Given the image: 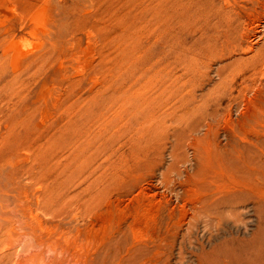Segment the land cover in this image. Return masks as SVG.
Here are the masks:
<instances>
[{"label": "rangeland", "instance_id": "374dc122", "mask_svg": "<svg viewBox=\"0 0 264 264\" xmlns=\"http://www.w3.org/2000/svg\"><path fill=\"white\" fill-rule=\"evenodd\" d=\"M167 3L0 0V156L10 153L11 165L28 166L30 151H37V183L21 196V222L6 225L0 264H13L19 248L26 264H200L202 251L212 259L213 248L223 244L233 264H264V238L250 244L264 230V180L238 206L235 227L210 243L200 227L179 253L188 220L173 191L182 180L180 158H193L196 137L210 153L202 152L204 158L212 156L215 141L264 145V88L225 97L221 103L231 109L218 108L212 72L192 95L198 103L206 99L209 110L187 111L179 72L170 75L165 63ZM131 71L134 90L149 95L138 93L148 108L135 128L157 117L163 131L128 142L118 104L122 75ZM151 111L153 120L143 117ZM108 118L116 119L119 133L100 150L89 148L95 128ZM187 126L197 133L190 135ZM223 171L211 165L226 184L235 178ZM182 188L194 193L188 184ZM3 197L0 191L1 224L16 215Z\"/></svg>", "mask_w": 264, "mask_h": 264}, {"label": "bare ground", "instance_id": "6f19581e", "mask_svg": "<svg viewBox=\"0 0 264 264\" xmlns=\"http://www.w3.org/2000/svg\"><path fill=\"white\" fill-rule=\"evenodd\" d=\"M165 22V63L167 62V68L169 63L172 66L170 75L179 72V94L187 111L199 114L198 111L209 110L206 99L199 100L198 103L192 95L204 82L209 81V74L212 72L218 79L215 85V93L219 97L218 108L228 107L221 103V99L225 97L244 98L252 91L264 88V0H168ZM133 75L134 71L124 72L122 75L126 86L120 92L118 104L122 128L130 133L127 136L128 142L136 136L143 137L146 133L159 134L163 131V121L157 117L147 128H135L139 112L148 108L147 98L139 100L138 93L147 97L149 95L144 91L134 90ZM210 96L211 92L208 94ZM153 103L151 102V107ZM141 106L144 107L140 108ZM151 113L152 117L147 113L143 117L153 120V111ZM186 128L190 135L197 133L194 126ZM95 129L89 145L95 151L109 142L113 132L119 133L114 118H108L105 125L98 124ZM210 133L211 129L206 135ZM202 140L196 137L191 147L193 158H180L179 163L183 168L176 173L182 180L179 182V189L173 191L176 199L182 202L181 209L188 218L178 241L180 254L185 241L194 237L200 227L208 243L224 236L230 225L235 227L239 216L238 206L264 180V145L252 147L229 140L225 143L215 141L210 151H214L212 156L204 158L201 156L202 152L208 151L201 148ZM30 154L33 163L20 167L10 164V153V156H0V191L4 194L2 202L16 208L14 217L8 215L5 222L0 223V244L6 239V225L21 222L17 211L21 209L19 206L22 194L37 183V151L32 149ZM211 165L220 167L225 174L230 173L235 178L231 177L232 180L226 184L223 175L211 172ZM236 177L242 182H237ZM248 179L250 181L245 182ZM25 180L29 181L28 184ZM237 183L242 187L237 186ZM185 184L189 185L190 190L193 187L194 193L188 194L190 191L182 188ZM37 197L36 193L31 195L33 202L30 209L34 212L38 209ZM33 219H37L36 214ZM263 238L264 230L252 238L250 244L259 246ZM15 240V244L20 246L21 236ZM32 249L31 256L36 250L34 244ZM19 252L22 254L21 248ZM19 252L16 253L13 264H26L23 254L20 255ZM212 254L214 257L209 259V253L202 251L200 264H233L231 250L226 244L214 247ZM9 255L5 259L10 261ZM32 259L31 261H35Z\"/></svg>", "mask_w": 264, "mask_h": 264}]
</instances>
